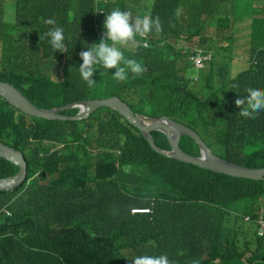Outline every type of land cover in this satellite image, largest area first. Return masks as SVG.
I'll use <instances>...</instances> for the list:
<instances>
[{
    "label": "trees",
    "instance_id": "obj_1",
    "mask_svg": "<svg viewBox=\"0 0 264 264\" xmlns=\"http://www.w3.org/2000/svg\"><path fill=\"white\" fill-rule=\"evenodd\" d=\"M127 1L16 0L9 36L0 0V79L47 109L118 95L137 113L185 123L224 158L264 167V111L241 117L234 104L249 86L264 88V4L254 1L243 11L241 0H137L142 15L158 18L161 26L147 35V46L124 51L144 71L116 82L110 76L115 69L101 68L89 88L77 70L79 53L87 50L85 42L97 43L96 28L107 12L132 9ZM49 18L55 25L44 23ZM54 26L64 29L63 53L48 44L45 33ZM205 27H215V36L204 35ZM239 31L252 39L246 61L234 53ZM195 36L214 55L198 84L182 49L168 44ZM152 134L160 148L170 149L164 133ZM0 140L24 152L30 178L0 190V264H133L143 254H164L170 264H264L254 221L264 180L167 157L108 107L82 121L48 120L0 97ZM180 144L200 154L191 137L182 136ZM18 170L0 156V178ZM134 206L153 210L132 213Z\"/></svg>",
    "mask_w": 264,
    "mask_h": 264
},
{
    "label": "clouds",
    "instance_id": "obj_2",
    "mask_svg": "<svg viewBox=\"0 0 264 264\" xmlns=\"http://www.w3.org/2000/svg\"><path fill=\"white\" fill-rule=\"evenodd\" d=\"M96 1L98 3H102V2L106 3V2L117 1V0H96ZM118 1H122V0H118ZM135 1H136V3H135ZM135 1H133V0L127 1L130 4V6L132 7V9L114 8L113 10H111L109 12H107V11L104 12L102 9L100 10V12H103V14H105L106 12L107 13H106L104 21L102 23H100L99 26L96 28L97 32H98L99 40L97 41V43H92L91 45H88L85 42V47L87 50L81 51L79 53V56H80V59L82 60V63L79 65L77 70H78L80 78L84 82H86V84L89 86V88L93 87L96 84L95 80L92 77H93L94 72L98 69L100 70L101 68L106 69V70L115 69L114 73H112L110 76L116 82H125L130 78V74L139 76L144 71V68H143L141 62L135 58L125 56L124 51H125V49L136 48L139 45V43H142L144 46H147V41H146V39L148 38L147 35L152 31L159 32L161 26H160V22H159L158 18L151 17L150 15H142L141 9L140 10L137 9V5H139V2L137 0H135ZM255 1H256V3L259 2L257 0H255ZM5 7H6V0H3V8H4L3 21L7 25L6 33L8 35L11 34V36H13L14 35L13 30H14V25H15L14 22L16 21V17H15L14 21L6 20L5 19V16H6ZM15 8H16V0H15ZM135 10L140 11L141 14L139 15V12H134ZM8 23H10V24H8ZM44 23L46 25H55V21L51 18L44 20ZM9 27L12 29L9 30ZM45 35L48 37V44L51 46V49L53 50V52L63 53L67 50L68 45L66 42L64 29L62 27H59V26L51 27L48 29V31L45 33ZM138 38H141V40ZM142 38H145V40H143ZM179 40H181V39L176 40V42ZM170 42H175V41H170ZM173 45L180 47L182 49L181 52L184 55L183 56L184 60L185 61L188 60V62L190 63L192 68L198 69L200 71L206 70V68L208 67V64L210 63V61L212 60V58L214 56L213 52L211 50H209L207 48H203V47L200 48L199 43H198V45H194V46H187V45L186 46H178L176 43H174ZM199 58H201V61H200V63H197L198 62L197 60ZM241 59L244 61L248 60V58L246 59V58H243L242 56H241ZM196 74H197V76H196ZM192 77L194 79V82L199 81L200 77H199L198 73H194V75L192 74ZM0 80H2V79H0ZM2 81H4V80H2ZM5 82H8V81H5ZM9 83H11V82H9ZM113 96H118V95H113ZM113 96H110V97H113ZM0 97L2 99H4L7 103H9L12 107L18 109L16 106L12 105L8 101V99L3 97L1 94H0ZM110 97H95V98H90V99H84V100L72 102L69 104H65L62 106H57V107H53V108H49V109L41 108V107L37 106L33 101H31L28 97L27 98L33 104H35L37 107H39L41 109H46V110L59 109L58 110L59 114L67 115V116H75V115H78V114L83 113L85 111V106L80 105V103L82 101L96 99V98L97 99H106V98H110ZM124 102H126V101H124ZM234 104L239 108V112L237 114L241 117H251V116L257 115L259 112L264 111V88H262L260 86H249L246 89V95L243 97L238 95V97L234 101ZM103 107H108V106H101V107L97 108L96 110H94L93 112H91L88 117H85L82 119H59V118L48 119V118H44V117H38V118H43V119H48V120L82 121V120L88 119L92 113H94L95 111H97L98 109L103 108ZM73 108L78 109L76 113L68 114V113L64 112L66 110L73 109ZM108 108H110V107H108ZM110 109L113 111H117V110H114L112 108H110ZM18 110H20V109H18ZM20 111L24 114L29 115V116L37 117V116L31 115V114L25 113L22 110H20ZM133 111L138 115L150 117L147 115L137 113L134 109H133ZM162 116H164V115H161L159 117H162ZM165 116L169 117L168 115H165ZM123 117L126 119L125 116H123ZM159 117H150V118H159ZM169 118H171V117H169ZM171 119H173V118H171ZM173 120H175V119H173ZM175 121H177V120H175ZM177 122H179V121H177ZM179 123H182V122H179ZM182 124H185V123H182ZM132 125H134V124H132ZM187 127H189V126H187ZM191 129H193V128H191ZM193 130L196 131L195 129H193ZM153 131H160V130H153ZM160 132H162L166 135L165 132H163V131H160ZM196 132L199 134L198 131H196ZM142 134L146 138L145 134L144 133H142ZM152 136H153V134H152ZM182 136H189V135L183 134ZM182 136H181V138H182ZM166 137L168 139L167 135H166ZM189 137H191V136H189ZM153 138H154V136H153ZM181 138H180V142H181ZM193 140L195 141V139H193ZM202 140L204 141L203 138H202ZM147 141H148V139H147ZM154 141H155V138H154ZM1 142H3V141H1ZM168 142L170 144L169 139H168ZM155 143H156V141H155ZM4 144H6V143H4ZM205 144L207 145L206 142H205ZM6 145H8V144H6ZM156 145H157V143H156ZM197 145L200 148V154L199 155L192 154V155L200 157L202 155V151H201L200 145L198 143H197ZM8 146H10V145H8ZM10 147H12V146H10ZM180 147H181V144H180ZM12 148H14V147H12ZM14 149L22 152V154H23V157L27 163V177L20 184L16 185L15 187H13L11 189H0V190H6V191L7 190H13L19 186H22L24 184L29 183V181H30L28 160H27V158H26V156L22 150L16 149V148H14ZM160 149L163 151H171L172 147L170 144V149H162V148H160ZM183 150L186 151L185 149H183ZM155 151H157V150H155ZM211 151L214 154H216L217 156H219L220 158L227 160L228 162H232V163H235V164H238L240 166L247 167V168H262V167H248V166L242 165L236 161H232V160H229L227 158H224V157L220 156L219 154L215 153L212 149H211ZM157 152H159V151H157ZM159 153H161V152H159ZM187 153H189V152H187ZM161 154L165 155L164 153H161ZM189 154H191V153H189ZM165 156H167V155H165ZM1 157H3V156H1ZM167 157H170V156H167ZM3 158H5V157H3ZM170 158H174V157H170ZM175 159H177V158H175ZM6 160H8V159H6ZM177 160H179V159H177ZM8 161H10V160H8ZM180 161H182V160H180ZM10 162L13 163L12 161H10ZM183 162H186V161H183ZM186 163L196 165V166L203 168V169H207L205 167L199 166V165L191 163V162H186ZM15 165L18 166L17 164H15ZM207 170H210V169H207ZM211 171H213V170H211ZM18 172H19V170L12 175L1 177L0 179L6 178L9 176H14ZM93 172H94V170H92V173ZM214 172H216V171H214ZM217 173H220V172H217ZM222 174H225V173H222ZM42 176L45 177L46 173L43 172ZM232 177H235V176H232ZM237 178H245V177H237ZM247 179H249V178H247ZM252 180H255V179H252ZM260 180H264V179H260ZM152 210H153L152 206H134V207H132L131 212L132 213H150ZM245 219L251 220L250 216H246ZM254 221H255V226H256L257 237L259 239H262L264 242V201H263V204L260 206L259 210L257 211V217L255 218ZM132 260H133V264H170L168 257L164 254H160V255H147V254L137 255V256L133 257Z\"/></svg>",
    "mask_w": 264,
    "mask_h": 264
},
{
    "label": "water",
    "instance_id": "obj_3",
    "mask_svg": "<svg viewBox=\"0 0 264 264\" xmlns=\"http://www.w3.org/2000/svg\"><path fill=\"white\" fill-rule=\"evenodd\" d=\"M0 94L8 99L12 105L25 113L48 119H82L88 117L89 114L97 108L108 106L117 110L121 115L125 116L130 123L138 127L141 132L145 134L152 147L167 156L191 162L207 169L235 177H245L255 180L264 179V167L247 168L228 162L214 154L202 140L201 136L190 127H187L185 124L179 123L165 115L159 118L138 115L118 96L106 99L96 98L82 101L80 105L85 106V111L75 116H67L59 114V109L46 110L37 107L26 96H24L17 87L9 82L0 80ZM153 130H160L166 133L172 147L171 151H163L156 145L151 133ZM183 134L191 136L200 145L202 151L200 157L189 154L180 147V138ZM0 155L17 164L20 168L16 175L0 179V189H11L20 184L27 177V163L22 152L15 150L1 141Z\"/></svg>",
    "mask_w": 264,
    "mask_h": 264
},
{
    "label": "rangeland",
    "instance_id": "obj_4",
    "mask_svg": "<svg viewBox=\"0 0 264 264\" xmlns=\"http://www.w3.org/2000/svg\"><path fill=\"white\" fill-rule=\"evenodd\" d=\"M254 1L255 0H241V8L243 11L246 10H250V8L254 7ZM259 1V3L262 5L264 3V0H257ZM258 4V2H257ZM137 9L140 10V5H137ZM134 12H139V15L141 14L140 11H134ZM5 19L8 21H14L15 17H16V8H15V0H6V7H5ZM10 24V23H8ZM12 28L9 27V30H11ZM204 35L208 36V37H214L216 34V30L215 27H205V29L203 30ZM11 36V34L9 35ZM188 41H175V42H169L168 44H174L176 43L178 46H194V45H198L199 40H200V36H195L192 37L190 40L187 39ZM205 46L208 47V44H204ZM203 44L199 45L200 48H206ZM253 51V46H252V39H251V35H245L243 34V32L239 31L238 35H237V44H236V48L234 49V53L237 55V60H242L241 56L243 58H248L251 53ZM207 67V66H206ZM205 67V68H206ZM241 71V69L237 70V72ZM189 73H200L201 71L195 68H189L188 69ZM197 76V74H196ZM199 81H196L195 84H198ZM200 87H203L202 84L200 85ZM230 143L234 144V145H240V141L238 140H234V139H230ZM230 151V148H229Z\"/></svg>",
    "mask_w": 264,
    "mask_h": 264
},
{
    "label": "built area",
    "instance_id": "obj_5",
    "mask_svg": "<svg viewBox=\"0 0 264 264\" xmlns=\"http://www.w3.org/2000/svg\"><path fill=\"white\" fill-rule=\"evenodd\" d=\"M197 61H198L197 63H200V61H201V58H199Z\"/></svg>",
    "mask_w": 264,
    "mask_h": 264
}]
</instances>
